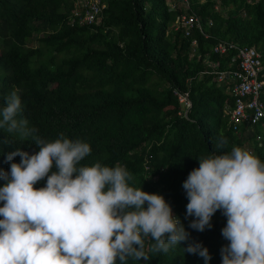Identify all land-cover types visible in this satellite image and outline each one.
<instances>
[{
    "label": "trees",
    "instance_id": "16d2710c",
    "mask_svg": "<svg viewBox=\"0 0 264 264\" xmlns=\"http://www.w3.org/2000/svg\"><path fill=\"white\" fill-rule=\"evenodd\" d=\"M103 1L94 23L85 24L82 0H0V111L17 90L21 116L38 136L53 142L63 133L88 143L91 153L82 166L125 167L134 177L130 186L162 195L191 241L208 249V264H222L227 218L218 210L211 229L189 228L194 217L185 219L182 185L199 158L233 147L264 163V125L228 124L230 80L221 84L210 65L213 60L218 70L237 68L234 49L213 51L221 39L254 46L264 64V0H173V7L168 0ZM186 10L199 16L202 31L196 27L185 35L172 28ZM175 88L188 91L186 115L178 113L184 105ZM260 98L264 104V88ZM222 137L226 145L220 144ZM6 138L9 144L3 143ZM17 148L39 151L31 137L22 141L18 133L0 129V169H10L6 157ZM4 183L0 180V187ZM45 185L46 178L34 187ZM151 243L146 241V251ZM186 247L182 242L167 254L150 253L148 261L128 264H205L184 252Z\"/></svg>",
    "mask_w": 264,
    "mask_h": 264
},
{
    "label": "clouds",
    "instance_id": "9594fccd",
    "mask_svg": "<svg viewBox=\"0 0 264 264\" xmlns=\"http://www.w3.org/2000/svg\"><path fill=\"white\" fill-rule=\"evenodd\" d=\"M0 111V129L32 138L30 154L17 148L0 169V264H128L148 261L182 242L184 252L211 255L191 241L181 219L162 195L130 186L133 175L123 166H82L90 145L60 134L53 142L38 136L21 116V96L13 90ZM3 143L9 144L6 138ZM221 145H226L223 137ZM19 156L20 162H12ZM183 182L188 227L211 229L219 210L227 218L221 229L228 241L222 264H264V163L240 147L230 153L199 158ZM55 167L56 171H53ZM51 173V174H50ZM46 178V185L35 188ZM146 241H154L146 251ZM191 241V242H190Z\"/></svg>",
    "mask_w": 264,
    "mask_h": 264
},
{
    "label": "built area",
    "instance_id": "2783aa9c",
    "mask_svg": "<svg viewBox=\"0 0 264 264\" xmlns=\"http://www.w3.org/2000/svg\"><path fill=\"white\" fill-rule=\"evenodd\" d=\"M169 5L174 6L173 0H168ZM183 1V0H181ZM83 12L81 13V22L85 24L94 23L97 14L105 6L103 0H82ZM78 13V11H75ZM199 28L202 31V24L199 16L192 11H185L178 14L172 23V28H182L185 35L191 33L192 29ZM193 45L196 39H192ZM214 52L225 53L228 50H235L234 60H237V68L232 70H218L217 63L210 61L217 74V80L222 84L226 78L230 80L226 86V90L233 98V106H229L226 112L229 115L228 124L234 129H238V125L242 122L248 125L261 123L264 125V104L261 100V92L264 88V64L261 59L260 52L254 46H240L231 40L221 39L212 47ZM181 104L184 105L183 110L178 113L187 114L191 106L188 91H182L178 88L173 90ZM260 138V135H258Z\"/></svg>",
    "mask_w": 264,
    "mask_h": 264
}]
</instances>
